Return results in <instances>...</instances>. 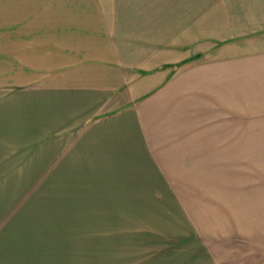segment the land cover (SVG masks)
<instances>
[{"label": "crops", "instance_id": "crops-1", "mask_svg": "<svg viewBox=\"0 0 264 264\" xmlns=\"http://www.w3.org/2000/svg\"><path fill=\"white\" fill-rule=\"evenodd\" d=\"M46 12L61 81L81 85L62 94L80 108L47 162L138 164L192 212L210 264H264V0H47ZM43 227L0 218V264H49Z\"/></svg>", "mask_w": 264, "mask_h": 264}, {"label": "rangeland", "instance_id": "rangeland-1", "mask_svg": "<svg viewBox=\"0 0 264 264\" xmlns=\"http://www.w3.org/2000/svg\"><path fill=\"white\" fill-rule=\"evenodd\" d=\"M46 10L47 0H0V218L45 225L49 264H210L207 240L166 179L138 164L124 169L123 157L104 158L99 173L64 172L63 152L47 162L62 143L63 115L80 108L62 94L81 85L61 81L63 52L50 51Z\"/></svg>", "mask_w": 264, "mask_h": 264}]
</instances>
